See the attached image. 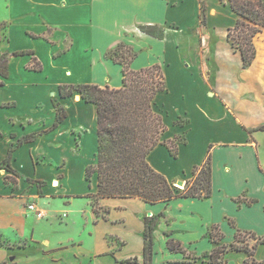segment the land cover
Here are the masks:
<instances>
[{
	"label": "crops",
	"instance_id": "1",
	"mask_svg": "<svg viewBox=\"0 0 264 264\" xmlns=\"http://www.w3.org/2000/svg\"><path fill=\"white\" fill-rule=\"evenodd\" d=\"M3 1L7 14L0 13V21L7 26L0 56L6 53L9 60L8 77L0 86V234L22 243L19 250L35 249L9 258V247L0 245V264L8 259L16 264H67L69 259L72 264H143L141 216L158 212L169 225L166 211L175 204L187 210L192 229L182 230L190 235L181 232L176 238L174 230L163 232L186 248L212 251L208 232L215 223L230 239L237 229L264 236V130L249 131L264 126V30L254 39L252 65L244 67L241 53L228 40L238 18L229 0ZM148 24L165 27L164 37L141 31L139 26ZM15 31L23 43L38 46H16ZM119 43L136 53L133 69L162 66L168 85L156 98L167 126L162 139H185L178 157L159 144L149 163L186 185L212 145L211 197L154 205L139 198H101L103 215L94 211L87 195L97 193L98 179L89 182L86 168L93 165L98 141L97 107L78 94L62 97L59 86H122V65L105 56ZM17 51L33 54L14 55ZM73 66L81 70L76 73ZM77 74L81 77L75 79ZM55 102L68 117L53 128ZM181 118L185 123H177ZM28 135L33 140L20 144ZM12 174L17 183L6 182ZM245 193L258 201L251 206L235 201ZM30 204L45 217L38 218ZM158 205L155 212L152 207ZM75 228L79 234L67 233ZM240 252L245 261L247 254ZM135 257L140 262H124Z\"/></svg>",
	"mask_w": 264,
	"mask_h": 264
},
{
	"label": "trees",
	"instance_id": "2",
	"mask_svg": "<svg viewBox=\"0 0 264 264\" xmlns=\"http://www.w3.org/2000/svg\"><path fill=\"white\" fill-rule=\"evenodd\" d=\"M232 9L238 18L229 28L228 40L232 46L241 53L243 66L252 65L256 57L254 45L255 37L264 30V0H229ZM205 14V12H204ZM5 24L4 27H6ZM141 31L163 38L165 27L158 24L139 26ZM124 43H119L114 49L108 50L107 58L122 65V86L114 88L109 85L101 86L94 83H67L59 86L62 97L79 94L83 100L93 103L97 107L98 141L96 146L97 162L86 168V178L92 181L96 173L98 179L97 193H89L94 211L101 215V198H139L149 204H169L177 198L206 199L213 194L212 181V145L203 163L195 165L192 177L183 188L176 185L163 173L157 171L148 160L151 151L159 144H165L174 157L179 155V143L185 141L184 137L172 140H163L162 135L167 130L163 115L155 110L156 98L162 91L168 89L162 66L158 63L135 70L132 61L136 53L130 46L119 52ZM33 54L31 51H17L14 55ZM8 54L0 56V86L5 84L8 77ZM37 66H40L38 63ZM56 121L53 128L68 117V112L59 103ZM180 120V119H179ZM177 120V123H179ZM188 121V120H187ZM183 123V122H182ZM185 123V122H184ZM264 130V126L249 130ZM1 134V132H0ZM33 135L20 139L19 143L32 141ZM13 150H10L5 164L10 163ZM13 172L12 168H8ZM9 176L6 178L8 182ZM14 183H17L15 179ZM44 182H40L43 186ZM238 203L251 206L258 201L243 194L235 198ZM164 214H161L163 216ZM233 227L237 228L234 220L230 219ZM144 252L145 264H152L154 256L155 230L158 225L157 218L144 219ZM250 234L256 239L253 246L244 243L242 233ZM167 247L173 253L187 254V248L172 234L167 233ZM209 240L215 245L210 253L205 254L203 261L206 264H225L224 254L231 249L245 251L248 257L244 264H264L254 258L258 246L264 244V236L254 231H241L237 229L234 242L230 245L223 243L225 234L220 224H213L208 232ZM4 246L3 243L0 244ZM11 249V248H10ZM196 261V260H195ZM124 262H137V257ZM186 264L192 261L184 262ZM1 264H6L3 262Z\"/></svg>",
	"mask_w": 264,
	"mask_h": 264
},
{
	"label": "rangeland",
	"instance_id": "3",
	"mask_svg": "<svg viewBox=\"0 0 264 264\" xmlns=\"http://www.w3.org/2000/svg\"><path fill=\"white\" fill-rule=\"evenodd\" d=\"M0 13L2 15H6L7 14L6 6H5L3 0H0ZM15 13L16 12H12V14H15ZM5 24H7V21H0V40H4L5 39V31H4L5 30V27H4ZM13 37H14L13 44H15L16 46H22V43L23 42H22L21 39L18 38V34L16 33V31L13 34ZM80 42L81 41H79V47L80 46H83L82 44H80ZM23 44H27L28 46H32V47L38 46V44H37L36 41H32L29 44H28V42L27 43H23ZM2 45H4V44H0V54L2 52ZM125 46H128V45L125 44ZM125 46L122 47V49H120L119 52H121L123 49H125L126 48ZM35 66H37V64ZM73 67H71V68L74 69L76 73H77V71L79 72L81 70V69L79 70L77 68L78 66H73ZM76 68H77V71H76ZM78 74L76 76H74L75 79H78V78L81 77ZM170 95H175V91L174 90H171ZM79 97H80V95H79ZM155 110L158 111L156 105H155ZM184 121L185 120L183 118H181L179 120V123H182ZM91 161H92L91 163H93V164H95L97 162L96 152H95V157ZM96 177H97V175L95 173L93 175L92 180L93 179H96ZM15 179H17L15 175H13V174L12 175H9L8 182L9 183H12V182L15 181ZM159 206H162V205L154 206L152 208H153L154 211L156 210L155 212H157ZM184 211H185V213H184ZM184 211H180L179 210V207L176 204L175 205H171L168 208V210L166 211V213L168 214L169 218H171L170 221H169L170 222L169 225L161 218L164 215L161 216V214H159L158 212H157L158 214L155 213V215L152 214V213H145L143 216H141V217H144V218H146V217H154V218H157L158 223H159L158 226H157V229L155 230V233H154V236H155V244H154V256H153V262H152V264H172V263H180V264H183L184 261L185 262L186 261H192V264H196V263L197 264H206L203 261V259L206 260V258L204 256H205V254H208L210 252H199V251L195 250V248H196L197 245H195V247L194 246L187 247L188 250H187V254L186 255H183V253H173V252H171L167 248L168 236L166 237L164 235V232L163 231H165V230H171V231H173L174 230V233H175L176 238L178 236H181V235H179L181 232L186 233V235L184 237L190 235L189 232L188 233L187 232H184L185 230H187V228L188 229H192V226L190 224L191 221L187 220V214L188 213H186L187 210H185V208H184ZM101 215H103V214L101 213ZM182 229H185V230H182ZM79 232H80V228H75V229H73L72 232H70L69 230L67 231V233H70V234H73V235L74 234H79ZM242 234H243L242 235V239H244L245 241H243L244 243L241 242V245L248 244L249 246H253L255 244L256 239L253 236H251L250 234H246L245 232H243ZM113 239H116V238L113 237ZM117 242L119 244H121V242L119 240H117ZM222 242L225 243V244L230 245L231 243L234 242V238L233 239H230V238H228V237L225 236ZM1 243H3L4 247L15 248V249H9L8 248V250H6L7 255L10 254L9 255V258L14 257V256L16 258L20 254H22L21 256L24 257V255H23L24 253H30L31 251H33V249H35V248L32 247V248H28L26 250H23V249L19 250L17 248V246H19V247L22 246V243H19V242H13L12 243V242L4 239L1 236V234H0V244ZM258 249L259 250L254 251L255 252L254 258L257 261L264 263V244L259 245L258 246ZM246 254H247L246 256L248 257V253H246ZM243 255L244 254H242L240 251L233 250V249L230 248V250L227 251L224 254L223 261L225 262V264H244V261L242 259L243 258ZM257 257H258V259H257ZM141 258H142L143 264H145L143 256ZM171 259H172V261H171L172 263H170V261H169ZM174 259H179V260L175 261ZM137 261L140 262L139 261V257H137ZM6 263L7 264H16L15 263V259H12V261H11V259H8ZM72 263H74V262L71 259L67 260V264H72Z\"/></svg>",
	"mask_w": 264,
	"mask_h": 264
},
{
	"label": "built area",
	"instance_id": "4",
	"mask_svg": "<svg viewBox=\"0 0 264 264\" xmlns=\"http://www.w3.org/2000/svg\"><path fill=\"white\" fill-rule=\"evenodd\" d=\"M28 208L30 209V210H33L34 212H35V214L37 215V217L38 218H43V217H45V212L42 210V209H39V208H37L36 206H35V204H30L29 206H28ZM67 214L65 213L64 214V216H66Z\"/></svg>",
	"mask_w": 264,
	"mask_h": 264
},
{
	"label": "water",
	"instance_id": "5",
	"mask_svg": "<svg viewBox=\"0 0 264 264\" xmlns=\"http://www.w3.org/2000/svg\"><path fill=\"white\" fill-rule=\"evenodd\" d=\"M176 185H177L178 187H180V188H181V187L183 188L185 184H184L183 181H179V182L176 183Z\"/></svg>",
	"mask_w": 264,
	"mask_h": 264
}]
</instances>
